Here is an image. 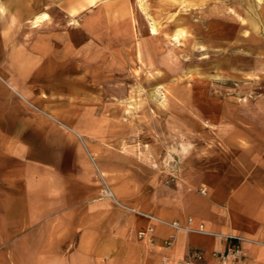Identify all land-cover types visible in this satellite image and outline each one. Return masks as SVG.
I'll use <instances>...</instances> for the list:
<instances>
[{"label":"crops","instance_id":"0c3cea01","mask_svg":"<svg viewBox=\"0 0 264 264\" xmlns=\"http://www.w3.org/2000/svg\"><path fill=\"white\" fill-rule=\"evenodd\" d=\"M95 8L0 0V264H174L192 249L204 254L196 264H227L213 255L226 235L242 238L245 264H264V31H233L243 76L231 96L203 94V152L165 184L142 160L90 143L96 171L79 141L95 119L72 97L89 85ZM189 217L206 232L157 220Z\"/></svg>","mask_w":264,"mask_h":264},{"label":"rangeland","instance_id":"374dc122","mask_svg":"<svg viewBox=\"0 0 264 264\" xmlns=\"http://www.w3.org/2000/svg\"><path fill=\"white\" fill-rule=\"evenodd\" d=\"M95 10L89 85L72 90L95 119L79 141L96 171L90 143L142 160L167 184L201 153L203 94L231 96L243 76L232 70L233 31H264V0H96Z\"/></svg>","mask_w":264,"mask_h":264},{"label":"built area","instance_id":"2783aa9c","mask_svg":"<svg viewBox=\"0 0 264 264\" xmlns=\"http://www.w3.org/2000/svg\"><path fill=\"white\" fill-rule=\"evenodd\" d=\"M158 221L167 224L174 229H182L186 231H195V232H206L202 224L195 225L193 219L189 217L186 223L181 224L178 221H164L162 219H157ZM152 228L148 229V232H152ZM144 233H141L143 236ZM227 245L224 250L215 251L213 255L218 258L221 262L227 264H245L244 261V252L241 246V237L226 235ZM172 241L171 237H167L164 240V244L169 246ZM204 254L200 249H192L189 252V255L182 260L176 261L174 264H196L199 261L203 260Z\"/></svg>","mask_w":264,"mask_h":264},{"label":"bare ground","instance_id":"6f19581e","mask_svg":"<svg viewBox=\"0 0 264 264\" xmlns=\"http://www.w3.org/2000/svg\"><path fill=\"white\" fill-rule=\"evenodd\" d=\"M224 15V14H223ZM229 28V27H228ZM155 31V27L152 26V31L151 32H154ZM183 32V30L181 31ZM168 102V101H167ZM221 107V106H220ZM101 175H103L101 172H100Z\"/></svg>","mask_w":264,"mask_h":264}]
</instances>
